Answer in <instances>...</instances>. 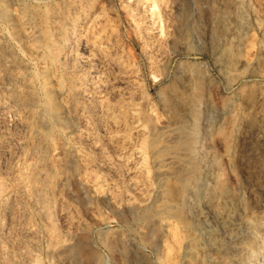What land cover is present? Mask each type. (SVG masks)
<instances>
[{"label":"rangeland","instance_id":"1","mask_svg":"<svg viewBox=\"0 0 264 264\" xmlns=\"http://www.w3.org/2000/svg\"><path fill=\"white\" fill-rule=\"evenodd\" d=\"M0 94V264H264V0H0Z\"/></svg>","mask_w":264,"mask_h":264},{"label":"bare ground","instance_id":"2","mask_svg":"<svg viewBox=\"0 0 264 264\" xmlns=\"http://www.w3.org/2000/svg\"><path fill=\"white\" fill-rule=\"evenodd\" d=\"M4 64V63H3ZM5 66V65H4ZM8 75V74H7ZM6 76V75H5ZM25 92V91H24ZM23 92V93H24ZM1 95V94H0ZM28 95V94H27ZM19 97H21V96H19ZM32 102V101H31ZM20 105V104H19ZM6 111V110H5ZM10 120V119H9ZM30 121V120H29ZM40 122V121H39ZM4 125V124H3ZM41 125V124H40ZM6 127V126H5ZM30 127V126H29ZM23 129V128H22ZM5 132V131H4ZM8 133V132H7ZM27 136V135H26ZM38 139V138H37ZM31 140V139H30ZM30 144V143H29ZM32 146V145H31ZM3 147H5V146H3ZM6 149V148H5ZM4 151V150H3ZM50 153V152H49ZM5 159V158H4ZM31 161V160H30ZM7 163V162H6ZM3 164V163H2ZM10 170V169H9ZM41 170V169H40ZM8 171V170H7ZM47 172V171H46ZM14 176V175H13ZM41 179V178H40ZM42 180V179H41ZM22 188V187H21ZM40 190V189H39ZM34 193V192H33ZM23 194V193H22ZM22 199V198H21ZM21 201V200H20ZM26 202V201H25ZM27 204V203H26ZM41 205V204H40ZM13 206H15V205H13ZM35 206V205H34ZM37 207V206H36ZM16 208H18V207H16ZM11 209V208H10ZM19 212V211H18ZM14 214H15V212H14ZM13 215V214H12ZM18 216V215H17ZM32 219V218H31ZM16 221V220H15ZM24 221V220H23ZM32 221V220H31ZM27 227V226H26ZM13 229V228H12ZM11 230V229H10ZM19 230V229H18ZM17 232V231H16ZM28 232V231H27ZM34 234V233H33ZM5 235V234H4ZM11 235V234H10ZM31 235V234H30ZM6 236V235H5ZM36 236V235H35ZM24 237V236H23ZM34 238V237H33ZM30 240H32V239H30ZM8 241V240H7ZM13 243V242H12ZM19 245V244H18ZM25 245V244H24ZM23 248V247H22ZM27 249V248H26ZM30 253V252H29Z\"/></svg>","mask_w":264,"mask_h":264}]
</instances>
